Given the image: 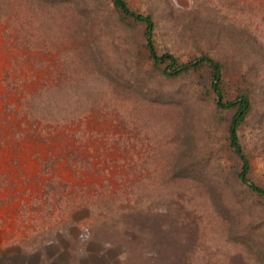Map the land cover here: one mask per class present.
Listing matches in <instances>:
<instances>
[{"label":"rangeland","instance_id":"374dc122","mask_svg":"<svg viewBox=\"0 0 264 264\" xmlns=\"http://www.w3.org/2000/svg\"><path fill=\"white\" fill-rule=\"evenodd\" d=\"M3 1L0 264H132L135 244L156 261L159 253L174 252L181 257L174 264H264V258L255 260L230 238L226 219L208 203L204 183L210 178L230 204L237 192L245 197L248 192L229 175L237 167L225 138L232 110L214 107L205 73L165 77L152 69L141 47L127 63L141 89L127 90L117 101L103 81L71 65L73 53L60 38L63 8L53 9L47 20L49 15L42 17L22 0L18 5L11 0L9 8ZM126 2L152 13L156 46L172 50L179 60L190 58L206 38L215 45L219 35L211 50L223 61L227 97L234 94L244 59L264 56V0ZM92 11L97 23L84 14L77 15L78 22H113L105 23L104 41L112 64L121 69L128 61L121 54L123 45L142 42V24L129 27L108 0H93ZM72 69L77 75L63 84L66 75H75ZM159 86L171 101L158 105L142 99L146 87L153 92ZM258 91L238 137L249 158V176L264 185V93ZM179 97L182 104L176 105ZM102 106L113 112L96 120L93 109ZM186 132L191 133L187 152L194 155L188 166L195 170L180 179L171 169ZM134 168L149 178L140 179L137 195L129 198L125 193ZM252 199L264 204L263 197ZM125 205L136 206L137 212L127 214L120 209ZM242 212L237 227L242 225L235 229L244 228L258 210ZM166 261L157 263L173 262Z\"/></svg>","mask_w":264,"mask_h":264},{"label":"trees","instance_id":"16d2710c","mask_svg":"<svg viewBox=\"0 0 264 264\" xmlns=\"http://www.w3.org/2000/svg\"><path fill=\"white\" fill-rule=\"evenodd\" d=\"M15 1L17 5L20 4V0ZM22 1H24L23 3L29 8L33 7V11L37 10L39 15H49L47 20L52 18L53 9L55 12V8H63V10L59 9L61 11V13H59L64 24L59 29L62 33L60 34V38L63 37L62 40H64L66 48L73 53L74 62H72L71 65L74 68L79 69L82 75H92L95 79H98V81H103L104 87H106L107 90H110L111 96L117 101L121 100V93H126L127 90L131 93H135L138 88L141 89L138 83V77H131V74L134 72L133 68H130L131 70L129 71L130 65L127 64L132 61L130 59L132 53L140 54L141 47L144 49L146 57L151 61L152 69L158 70V73L165 77L174 79L194 71H202V73H205L204 76L206 77V85L204 86L213 95L214 107L220 109L229 108L232 110L226 122L225 138L227 145L237 158V167L234 168L229 175L236 181L237 184H239V186H243L244 190L248 192L246 197L244 194L237 192L238 194L236 199L232 201L234 204H230L228 203L227 198L224 196L222 197L220 192L217 191L210 178L204 183V189L208 196V203L219 218L226 219L225 224L227 234L231 239L234 241H240L242 246L247 247L249 251L253 253V256H255V260L264 258V236L261 234V236L259 235L261 225L264 223V204H261V201L259 202L252 199L254 196L264 198V185L253 180L249 176V158L238 137L239 125L253 109L256 90H259V94L260 92L264 93V56L259 59H244L242 71L238 74L237 85L234 87V94L227 97L224 95L223 91V61L220 60V58L217 57V54L211 50L213 47L217 46L216 42H218L219 35L217 40H215V45L210 42L208 38H206L203 42V46L197 48L196 52L192 54L190 58L187 60H179L178 56L172 50L168 48L159 50L156 46L153 32L156 21L153 18L152 13H143L133 9L128 5L126 0H108L112 7L120 14L119 16L122 22L127 23L129 27H131V23L135 24V22L142 24V30L140 32L142 42L136 44L128 42L126 45H123V53L121 54H123V57H125L128 61L124 63L123 67L120 69L118 66H114L112 64L107 50V46H110L106 41H104V27L106 24L113 26V24H111L113 22L106 19L107 22L101 21L100 23L104 24H101L100 26L92 25V22H89V19L82 22L79 20L78 22L77 15L81 17L83 16L82 14H84L86 16L90 15L91 20L97 23L96 14L92 11L93 0H90V2L87 0ZM3 3L7 4L8 8L11 6V0L10 3L9 0H5ZM32 3L34 5H32ZM72 18L75 21L72 20ZM67 19L74 24H69ZM114 23L117 22L114 21ZM211 37L213 38V36ZM72 72L75 73V75H66L68 79H65L64 77L63 84L67 85L70 80L74 79L73 77L77 75L74 69H72ZM150 89V87H146L144 89L145 92L142 94V99L145 102L159 105L161 103L163 104L171 101L169 99L170 95L163 92L160 86L158 89L152 88L153 92ZM34 96L35 94L30 95L29 98H27L28 101L31 102L30 100H32ZM173 101L176 102V105H179L182 104L183 98L179 97L177 101L175 99ZM72 108H75V106H72ZM108 108H106V111L103 106L102 108L99 107L93 109L95 119L103 120L107 110L112 111ZM117 110L118 109H114V111ZM190 138L191 133H184V149H179L174 167L171 169L172 174L176 175V177L180 179L188 178V174L193 173V170H195V168L188 166V161L191 158H194L193 154L187 152L189 151V145L187 143H189ZM181 146L182 144H180V147ZM131 176L132 179L129 182L130 184L126 187L125 193L129 198L137 195L139 190L137 186L139 183L137 184V182H139L140 179L149 178L144 177L143 174L135 168L132 170ZM132 185L135 187H132ZM123 189L125 190V187H123ZM136 208L137 207L134 205H125L124 207H120V209L126 210L125 212L127 214H135V212H137L135 211ZM253 209L258 210V213L255 215L252 214L251 210ZM243 210L251 213L250 218L247 220V224H245L244 228L235 229L237 224L241 221V217L245 213L242 212ZM241 225L242 224L238 225L237 228ZM127 226V224H122L121 227L123 228ZM98 235L100 236V234ZM140 247L141 246L139 244H135L130 250V253H134L137 256V260L131 261L132 264H158V261L161 262L164 261V259L167 260L166 262L173 261L171 264H174V261H179V259L181 260V257L174 252H171V254L164 252V255L163 253H159L157 261L156 258L152 260L147 258V256H144L145 254L143 255V251L140 250ZM262 262L264 263V260Z\"/></svg>","mask_w":264,"mask_h":264}]
</instances>
